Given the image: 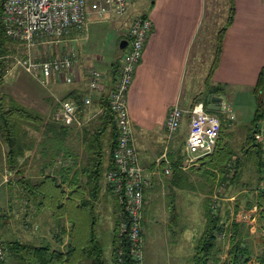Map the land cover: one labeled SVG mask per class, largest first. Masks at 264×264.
I'll return each mask as SVG.
<instances>
[{
	"label": "crops",
	"instance_id": "1",
	"mask_svg": "<svg viewBox=\"0 0 264 264\" xmlns=\"http://www.w3.org/2000/svg\"><path fill=\"white\" fill-rule=\"evenodd\" d=\"M224 2L222 4L219 0H213L212 6H210L208 0H150L149 6L143 7L138 5V0H135L122 15L112 16L115 15L114 12H108L117 32L113 46L107 47L103 52H82L80 47L76 46L75 51L78 60L75 79L72 83H67L58 76H52L43 83L34 74L28 73L18 65L22 69L21 78L6 92L12 94L22 104L51 118L58 106L57 101L59 99H71L79 107V117L82 122L81 126L64 125L66 128L61 132L62 142L57 149L48 145L45 158L40 153L37 144L41 134L32 127L28 128L29 137L34 141V144L30 150H26L25 154L18 158L17 166L11 170L14 172L15 184L20 186L19 194L24 195L20 185L22 179L37 180L45 174H49L57 177L60 181L71 178L74 172L81 170V167L87 163L86 132L90 135L100 124V117L106 106L107 93L116 82L115 70L117 73L119 72L122 59L130 47L129 30L137 17L146 16L152 20L153 27L146 40L143 56L135 68L133 82L127 92L134 142L140 163L148 171L150 180L149 185L144 189V212L145 208L152 204L155 214L159 219L164 218L167 227H169L170 224L176 222V220L171 221L168 210L169 201L175 202L179 215L183 203L186 208L194 204L197 221L192 219L187 221L185 225L189 228L195 227L196 222H199L198 210L201 192L198 183L200 174L197 170L180 167L186 156L183 146L187 136L184 142L180 143L179 137L174 136L175 131L173 133L168 132L165 124L167 115L176 104L184 109H190L197 101H203L207 108V104L211 102L208 100L211 94L221 98L226 95L237 101L239 105L253 104L254 102L257 106L254 87L258 81L259 73L264 67V0H224ZM232 5L234 6L233 22L225 32L219 64L210 76L216 56L218 34L227 23ZM98 13L99 16H103L99 11ZM224 20L226 22L222 24ZM84 29L81 31L71 30L68 34L70 38L66 39L62 45L66 48L70 42L80 36ZM15 41L24 46L26 50L28 49L25 43ZM37 48L30 49V52H27L25 56L31 53L34 59L45 58L40 57ZM0 57L3 58L2 55ZM3 61H5L4 58ZM16 67L7 68L6 73H10ZM91 70H97L101 73L103 89H93L90 86ZM199 77L202 78L204 85L200 89L195 86ZM188 88L192 92V97L188 104H184L183 99ZM217 88L219 89L216 90ZM203 95L204 100L202 99ZM221 102H224L223 98ZM221 102H216L215 105L220 106ZM232 109L234 113V108L232 107ZM189 119V114H186L181 125L187 135ZM258 126L264 128V118ZM237 130L241 129H235L234 138L226 140V144L224 135L221 146L230 147L239 156H242L241 150L249 133H242L238 139L235 137ZM235 142L239 144L236 145ZM0 146L3 151L1 168L3 172L4 165L7 163L6 152L8 147L1 136ZM60 146L62 147L61 150ZM57 152H59L58 156L54 157L53 153ZM107 152L108 149L106 155ZM163 154H166L167 159L171 162L169 174L164 171L166 168L164 160L160 165L157 164L158 159ZM181 158L182 161L179 162ZM51 159L55 160L50 163ZM177 164L182 172L176 169L175 165ZM196 165V167H200V163ZM184 174L189 176L190 186L184 182V179L186 180ZM11 175L12 173H10ZM80 177L85 178L83 174H80ZM7 180L5 177L4 181L7 182ZM11 182L9 183L11 184ZM104 188L109 191L108 193H112L106 186L105 177L102 193L105 192ZM65 189L68 187L66 186ZM247 191V189L238 190V194ZM250 191L252 192V190ZM234 198L232 195L225 199L232 200ZM9 210L12 211V208L10 207ZM144 216L143 213V225L145 223ZM185 216L186 219L187 215L185 214ZM99 220H101L99 223L101 227L103 221L101 215ZM257 220L256 229L248 222H243L247 224L249 231L252 234H257L258 237L261 231L259 219ZM51 223L53 222L51 221ZM8 225L11 223L7 215L1 212L0 229L4 226L8 227ZM115 226L116 219H114L110 233L112 238L110 250L113 249ZM202 226H204V221H202ZM69 227H66V231L62 233H60L57 223H53L50 227L52 231L51 240L57 241L56 243L60 244L62 249L65 248L69 240L67 233ZM31 234L34 237L43 235L41 233ZM218 238H224L223 252L220 256L225 258L230 247V234L226 232L224 237L219 236ZM198 239L195 240V237L191 235L192 250L190 254H187L192 257V261L189 264H193ZM259 250L260 247L256 249V246H253L254 256L258 254Z\"/></svg>",
	"mask_w": 264,
	"mask_h": 264
},
{
	"label": "trees",
	"instance_id": "2",
	"mask_svg": "<svg viewBox=\"0 0 264 264\" xmlns=\"http://www.w3.org/2000/svg\"><path fill=\"white\" fill-rule=\"evenodd\" d=\"M2 8L3 3L0 0V55L6 57L14 53L16 49L13 48V40L7 36L2 24ZM233 18L234 6L232 5L227 23L218 34L216 56L210 76L219 64L224 35L227 28L232 24ZM6 67L5 61L0 59V136L8 147L6 162L11 169H15L18 158L23 156L26 150H30L34 144V141L29 137L28 128L32 127L41 134L37 144L40 153L45 158L48 145L57 149L62 142L61 132L66 127L57 123L53 117H47L38 110L22 104L12 94L3 90V77L7 70ZM117 74L115 70L114 77ZM254 93L257 106L252 127L241 150L242 156H239L230 147L221 146L227 126L222 120L220 138L215 151L198 160L200 167L191 166V169L199 171L200 177L209 181L208 195L203 209L204 228L195 246L193 264H264V192L254 193L262 182L264 173V142L257 141L254 135L259 130L260 121L264 118V67L259 73ZM105 105L104 113L100 117V124L90 135L86 132L85 149L88 153V161L81 167V170L74 172L71 178L60 181L57 177L49 174H45L37 180L28 178L20 181L24 198H28V200L39 199L43 206L53 207V215L57 218L66 215L71 218L72 206L76 210L77 218L80 219V215L86 213L89 219L86 237L83 239L81 235L75 233L77 222L73 221L70 225L69 240L65 249L49 244L36 245L21 241H12L8 245L4 244L8 250V256L15 260V264H81L84 260L90 264H107L106 249L99 238L96 227L98 223L96 213H98L97 201L102 195L105 174L114 165L113 151L117 145L118 129L115 114L108 106L107 97ZM61 148L60 146V150ZM53 154L54 157H57L59 152ZM53 160L55 159H51L50 163ZM181 161L182 158L179 162ZM175 167L182 172V169L178 168V164ZM80 174H83L85 178H81ZM184 176L186 177L184 182L190 186L189 176L185 174ZM220 182L229 184V187L233 188L234 191L253 190V194L246 197L248 192L240 193L241 196L247 198L244 207L240 204L241 199L238 198L233 207L229 201H224L220 208L214 209L210 196ZM66 186L68 189H65ZM232 195L231 193L220 194L222 199ZM117 202L111 259L113 264H134L130 255L128 238L120 234L121 219L119 212L124 211V208L118 199ZM254 205L259 208L258 219L261 231L257 238L260 250L256 256H254L253 246L248 239L249 227L245 222L235 219L236 214L242 210H249ZM168 210L171 221H175L179 214L173 200L169 201ZM226 232L230 234V247L227 256L222 259L220 254L223 252V244L218 237L221 233L226 234ZM120 250L123 251L121 260L119 257ZM0 264H7L6 258L0 260Z\"/></svg>",
	"mask_w": 264,
	"mask_h": 264
},
{
	"label": "built area",
	"instance_id": "3",
	"mask_svg": "<svg viewBox=\"0 0 264 264\" xmlns=\"http://www.w3.org/2000/svg\"><path fill=\"white\" fill-rule=\"evenodd\" d=\"M135 0H100L94 4L100 13L113 11L122 15ZM1 21L6 34L13 40H18L33 49L49 41H59L64 35L76 29L81 31L87 24L88 0H2ZM153 22L149 17L139 16L129 30L130 47L122 59L115 85L107 93V103L115 114L118 129L117 145L113 151L114 165L105 174V183L117 197L124 211L119 212L120 234L129 241L130 255L134 264H145L143 253V213L144 189L149 185L148 171L141 165L139 154L133 137V123L130 117L127 92L133 82L135 68L143 56L146 40L152 30ZM77 53L71 48L49 58L34 59L31 53L17 58V64L28 73L34 74L45 83L52 76L61 77L65 82L72 83L76 75ZM93 89H103L101 73L91 70ZM53 119L62 125L81 126L79 107L71 99H59ZM220 109L230 114L234 119L231 106L221 102ZM186 114H189V131L185 143L186 156L181 164L182 169H189L204 156L215 151L221 133V118L207 110L203 101H198L190 109H184L179 104L174 105L166 118V129L169 133L178 130ZM255 138L264 142V128L259 127ZM166 162V174L171 171V162L163 154L157 164ZM264 192L263 180L255 192ZM216 199H221L217 194ZM218 204H213L216 209ZM259 208L254 205L249 210H242L235 219L246 221L257 228ZM224 237L225 233H221ZM123 251L119 257L122 259ZM8 250L0 234V260L7 258Z\"/></svg>",
	"mask_w": 264,
	"mask_h": 264
},
{
	"label": "rangeland",
	"instance_id": "4",
	"mask_svg": "<svg viewBox=\"0 0 264 264\" xmlns=\"http://www.w3.org/2000/svg\"><path fill=\"white\" fill-rule=\"evenodd\" d=\"M219 1H221L222 4L225 3L224 0ZM99 2L100 0H88V17L85 29L83 32L80 33V36L77 39L69 43V45L66 47L67 49L62 45V43H64L66 39L70 38L68 37V34L60 38L59 41L52 40L48 43H43L42 45L38 46L37 49L39 50L38 53L40 54V57L47 58L54 54H60L63 51L71 48L75 49L77 48L76 46L80 47L82 52H103L106 50L107 47H112L117 35L116 27L114 22H112L111 18H109L108 12H106V14L103 13V16L98 15V8L94 4H98ZM212 2L213 0H208V4L210 6H212ZM149 3L150 0H138L139 6L147 7L149 6ZM114 14L115 15L112 16L117 15L115 12ZM225 22L226 21L224 20L222 24H225ZM12 42L13 48L15 47L16 51L6 57L5 55L2 56L3 58H5L4 60L7 64L6 68H13L16 66L17 67L12 69L10 73H6L4 75L2 88L5 91H7L11 86H14L15 83H17L18 80L21 78L20 75L22 73V69L18 67L17 58H21L27 52H30V50H26L25 47L22 46L19 42L15 40H13ZM3 58L0 57V59ZM195 86H198L199 89L204 86L201 77L197 79ZM191 97L192 92H190V88H188L186 91V95L183 99L184 104H188L191 100ZM222 98L227 105L232 106L234 108L235 115V119L231 120L230 114L227 113L224 108L220 109L219 111H212L216 113L221 118V120H223L227 125L225 131L226 144V140H228L229 138H234L233 134L235 129H241L235 132V135H237L235 137L238 139L240 138L242 133H249V130L252 127V119L255 112L256 104L253 102V104L245 103L244 105H239L237 101L230 99L226 95H224ZM202 99H205L204 95L202 96ZM174 136L179 137L180 143H183L187 134L184 128L181 126L179 130L175 131ZM234 144L238 145L239 143L235 142ZM184 147L185 145L183 146V149ZM2 165L3 151L0 146V213L2 212L3 214L7 215V218L11 223V225H8V227L4 226L0 229V234L5 245L10 244V242L12 241H21L33 243L36 245L49 244L54 247L62 248L60 244L56 243L57 241L51 240L52 231L50 227L53 223H57L59 225L60 233H62L66 231V227L72 225L73 221L77 222L75 233H77V235H81V238L83 239L86 237V232L89 228V219L88 216H86V213H82L79 219L76 217V210L72 206L71 218H69L68 215L58 218L55 217L53 215V207L47 205L43 206L42 204H40L39 199L28 200V198H24V196L20 195V186L18 184H15L14 172H11L12 169L8 166L7 163L6 165H4V170L2 172ZM190 169L191 167L188 170ZM215 171L216 173H218L217 170ZM10 173H12L11 176ZM5 177L6 179H8L7 182L4 181ZM9 182H11V184ZM208 182L209 181L205 180L204 177L199 178L198 186L201 192L198 210L199 222H196L195 227L189 228L185 225L189 220H196L194 204L192 206L189 205L188 208H186V205L183 203L180 209V215L176 219V222L170 224L169 227H167L164 218L159 219V217L155 214V210L152 204L148 205L145 208V233L143 236V253L145 264H189L192 261V257L187 254H190V251L192 250L190 238L191 235L195 237V240L196 238H199L204 228V226H202V221H204L203 209L205 199L207 198L209 190ZM104 191L105 192L102 193L101 198L97 203L98 213L96 214L98 216V223L96 227L98 230L99 238L101 239L106 249L107 264H113V261L111 259L112 250H110V247L112 245V238L110 236V233L113 228L114 219H116L115 214L117 212L118 202L116 196L113 193H108L109 191L105 188ZM247 192L248 193L243 192V194L246 193V197H250L251 194H253V190L252 192ZM217 193L219 197H221V193H231L234 195L235 198L232 200L216 199L215 195ZM246 197L238 194L237 190L234 191L233 188H230L229 184L227 185V183L221 182L220 184L218 183L216 185L215 189L213 190L210 196V198L212 199L211 203L218 204L216 209L220 208L222 206V202L224 201H229L231 203V206L233 207V204H236L238 198L241 199L240 204L244 207V204L247 202ZM10 207L12 208V211L9 210ZM185 214L187 215L186 219ZM100 215L103 219L101 227L99 225V223L101 222V220H99ZM51 221L53 223H51ZM69 232H67L68 235ZM31 233H34L35 235L36 233H41V235H43L41 237H34ZM257 238V234H252L250 232V235L248 237L249 242L252 244V246H256V249L259 248ZM219 241L223 244L224 238H220ZM63 249L65 248L63 247ZM221 258L224 259V257ZM6 261L7 264H15V260H13L11 256H8L6 258ZM81 264L90 263L87 260H84Z\"/></svg>",
	"mask_w": 264,
	"mask_h": 264
},
{
	"label": "water",
	"instance_id": "5",
	"mask_svg": "<svg viewBox=\"0 0 264 264\" xmlns=\"http://www.w3.org/2000/svg\"><path fill=\"white\" fill-rule=\"evenodd\" d=\"M208 100L211 101L210 103L207 104V109L211 111H219L220 106L215 105L216 102H221L222 98L221 97H216V95H209Z\"/></svg>",
	"mask_w": 264,
	"mask_h": 264
}]
</instances>
